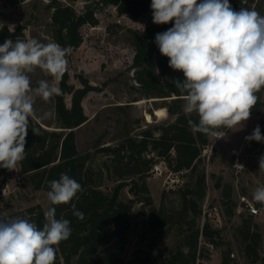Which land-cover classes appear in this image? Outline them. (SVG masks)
I'll list each match as a JSON object with an SVG mask.
<instances>
[{"label": "rangeland", "instance_id": "1", "mask_svg": "<svg viewBox=\"0 0 264 264\" xmlns=\"http://www.w3.org/2000/svg\"><path fill=\"white\" fill-rule=\"evenodd\" d=\"M49 2L18 0L12 5L7 0H0V34L7 28L17 33L9 38L13 42L31 38L43 43L55 41L51 18L53 10ZM62 3L73 6L78 12L90 7L97 20L95 25L86 24L82 27L83 41L80 46L68 47L71 53L67 56V70L71 85L81 87V79L84 78L95 88L82 102L88 120L76 130V142L80 153L90 156L88 165L94 171L98 188L105 193H112L125 180L119 179V157L114 153L103 152L102 147L116 148L127 137L141 138V134L148 129L153 130L155 137H159L162 128L175 120V116L168 111L170 99L175 96L140 98L132 87L137 84L133 68L134 38L136 33L148 26V17L143 16L134 21L126 15H120L115 6H102L98 0H63ZM29 75L33 88L42 79L51 82V77L39 69ZM161 78L167 80L165 75H161ZM256 95L257 104L243 127L227 130L226 136L218 140L209 135V144L202 150L200 170L205 174L206 185L202 195L194 196L202 211L195 218L196 227L203 228L208 222L220 232V245H211L201 237V248L206 256L199 259V264H222V254L229 248L233 251L231 257L235 264H249L243 254L242 237L239 236V228L246 220L250 221L252 229H258L262 235L260 254L264 257V205L253 199L255 189L264 186V171L259 170V159L264 155V141L245 140L257 126L261 127L264 118V90ZM139 101L143 102L139 104ZM66 103L71 105L70 95L66 96ZM158 108L165 109L164 117H156L155 110ZM147 112L153 117L151 122L147 121ZM33 115L42 122L54 123L51 128H56L54 97L47 102L37 97ZM261 135L264 136V133L261 132ZM153 154L150 152L145 155ZM138 176L134 177L137 185H127L121 190L122 199H139L130 215L132 226L123 256L128 260L136 249L147 248L157 257L163 258L181 243L186 223L193 219L191 214L181 219L175 212L182 209L181 194L194 187L196 175L191 176L188 171L176 173L161 159L144 177L149 194L143 191L144 180ZM130 180L127 179L128 182ZM147 196L152 197V205L146 204L144 199ZM243 196L260 210L259 214H250L246 202L241 200ZM32 207L42 209L45 213L52 208L47 192L35 190L19 164L15 170L0 167V217L22 211L28 213ZM152 207H162L172 212L170 223L158 230H151L148 223Z\"/></svg>", "mask_w": 264, "mask_h": 264}, {"label": "trees", "instance_id": "2", "mask_svg": "<svg viewBox=\"0 0 264 264\" xmlns=\"http://www.w3.org/2000/svg\"><path fill=\"white\" fill-rule=\"evenodd\" d=\"M7 1L12 5L18 2ZM62 1L49 2V7L53 10L51 18L54 39L62 47L75 48L83 41L82 27L86 24L95 25L97 20L90 7L86 11L78 12L73 6ZM98 2L102 6H115L120 15H126L134 21L143 16L148 17V26L144 31L136 33L134 38L133 68L137 84L132 87L137 90V96L140 98L175 96L170 99L168 105V111L175 116V120L162 128L159 137H155L153 130L148 129L141 134V138L127 137L116 148L102 147L103 152L114 153L119 157L121 166L119 170L117 169L119 179L125 180L120 182L112 193H105L98 188L94 171L88 165L90 156L80 153L76 142V130L88 120L82 102L95 88L84 78L81 79V87L71 85L69 72L68 70L65 72L59 81L62 95L54 96L56 128H51L54 123L42 122L32 115L29 118L26 136V158L19 164L35 190L50 191L49 182L58 180L61 173L68 174L82 186L83 190L69 203L51 204L56 210V218L69 220L72 228L69 239L54 246L55 264H199V259L206 256L201 248V237L205 242L219 246L220 232L213 229L208 222L203 228H197L195 221L202 212L194 196L202 195L205 191L206 179L200 165L202 150L209 144V135L196 132L189 125V120L197 121L198 117L195 113L188 115L184 112L185 101L172 82L183 80V73L168 66V58L160 54L155 44V35L171 28L174 22L154 24L151 0H98ZM229 3L234 10L247 7L264 13L263 0H247L246 3H241V0L236 2L229 0ZM16 35L17 33L4 28L0 34V45ZM161 75L167 76V80L163 81ZM261 90H264V87ZM67 95L71 97L70 106L66 103ZM261 124L260 130L264 133V118ZM32 128L39 129L38 135ZM150 152L154 154L145 155ZM161 159L176 173L188 171L191 176L196 175L194 187L186 189L181 194L182 209L175 212L181 219L189 214L193 219L186 223L187 228L181 243L165 257L159 258L147 248H138L126 260L123 254L132 226L130 215L139 199H122L121 190L127 185H137L138 182L134 178L136 175L144 180ZM127 179H131L130 183ZM142 188L149 194L145 180ZM144 200L148 205L153 204L151 196ZM76 210L84 214L83 219L73 215ZM150 214L148 226L151 230L166 226L173 217L172 212H167L162 207H152ZM15 217L27 218L40 228L46 223L45 212L37 207L30 208L28 213L16 212L3 215L0 219ZM146 234L147 232L145 236ZM239 234L244 244L243 254L249 264H264V257L260 254L262 235L259 230L252 229L250 221L246 220L239 228ZM185 246L189 249L187 255L181 251ZM232 253L231 248L223 252L222 264H235L231 257Z\"/></svg>", "mask_w": 264, "mask_h": 264}, {"label": "clouds", "instance_id": "3", "mask_svg": "<svg viewBox=\"0 0 264 264\" xmlns=\"http://www.w3.org/2000/svg\"><path fill=\"white\" fill-rule=\"evenodd\" d=\"M150 7L154 24L174 22L155 35V44L168 66L183 73V80L172 82L185 101L184 112L198 117L189 120L192 129L218 140L227 130L242 128L257 104L256 93L264 87V15L247 7L234 10L229 0H151ZM70 53L55 41L35 38L6 39L0 45V167L15 170L26 158L35 100L62 95L58 83ZM37 69L51 82L42 79L33 88L29 74ZM32 130L38 135L39 129ZM245 140L264 141L260 127ZM259 170L264 171V155ZM49 187L47 198L53 205L69 203L83 190L66 173ZM253 199L264 205V186L255 189ZM73 215L83 219L84 214L76 210ZM45 219L42 228L27 218L0 219V264H55L54 246L69 239L71 222L57 219L54 207ZM181 251L187 255L189 249Z\"/></svg>", "mask_w": 264, "mask_h": 264}, {"label": "built area", "instance_id": "4", "mask_svg": "<svg viewBox=\"0 0 264 264\" xmlns=\"http://www.w3.org/2000/svg\"><path fill=\"white\" fill-rule=\"evenodd\" d=\"M206 148H204L205 150ZM242 202H246V208L248 211H250L251 215H256L260 213V210L253 204H251L246 197H241Z\"/></svg>", "mask_w": 264, "mask_h": 264}, {"label": "bare ground", "instance_id": "5", "mask_svg": "<svg viewBox=\"0 0 264 264\" xmlns=\"http://www.w3.org/2000/svg\"><path fill=\"white\" fill-rule=\"evenodd\" d=\"M143 101H139L138 103H142ZM146 118L148 122H151L153 120V117L151 116V114L149 112H147L146 114ZM155 115L156 117L162 118L165 116V109L164 108H158L155 110Z\"/></svg>", "mask_w": 264, "mask_h": 264}, {"label": "water", "instance_id": "6", "mask_svg": "<svg viewBox=\"0 0 264 264\" xmlns=\"http://www.w3.org/2000/svg\"><path fill=\"white\" fill-rule=\"evenodd\" d=\"M153 101H155V99H154ZM44 127H45V126H44ZM45 128H47V127H45Z\"/></svg>", "mask_w": 264, "mask_h": 264}, {"label": "crops", "instance_id": "7", "mask_svg": "<svg viewBox=\"0 0 264 264\" xmlns=\"http://www.w3.org/2000/svg\"><path fill=\"white\" fill-rule=\"evenodd\" d=\"M20 166V165H19ZM21 168V167H20Z\"/></svg>", "mask_w": 264, "mask_h": 264}]
</instances>
